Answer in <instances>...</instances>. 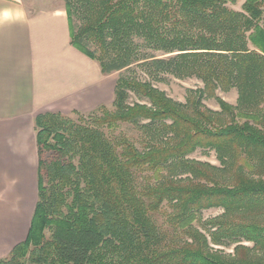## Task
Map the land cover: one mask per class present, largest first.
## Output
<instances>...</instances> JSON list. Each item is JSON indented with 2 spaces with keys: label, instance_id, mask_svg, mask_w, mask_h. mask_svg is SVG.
<instances>
[{
  "label": "trees",
  "instance_id": "obj_1",
  "mask_svg": "<svg viewBox=\"0 0 264 264\" xmlns=\"http://www.w3.org/2000/svg\"><path fill=\"white\" fill-rule=\"evenodd\" d=\"M64 1L71 44L104 75L138 65L150 80L198 78L204 89L182 104L120 75L112 110L37 116V202L26 240L0 264H264L254 255L264 253V0L241 10L228 6L240 0ZM220 86L237 89L236 107L202 103ZM131 93L150 106L130 105ZM123 125L138 134H117ZM199 148L222 168L189 159ZM214 207L225 213L210 222L213 244L252 249L213 251L193 222Z\"/></svg>",
  "mask_w": 264,
  "mask_h": 264
},
{
  "label": "crops",
  "instance_id": "obj_2",
  "mask_svg": "<svg viewBox=\"0 0 264 264\" xmlns=\"http://www.w3.org/2000/svg\"><path fill=\"white\" fill-rule=\"evenodd\" d=\"M115 89L112 75L71 44L63 1L0 0V195L9 202L0 204V258L29 232L37 116L90 113L112 105Z\"/></svg>",
  "mask_w": 264,
  "mask_h": 264
},
{
  "label": "rangeland",
  "instance_id": "obj_3",
  "mask_svg": "<svg viewBox=\"0 0 264 264\" xmlns=\"http://www.w3.org/2000/svg\"><path fill=\"white\" fill-rule=\"evenodd\" d=\"M63 1V4L65 5V1ZM245 0H240L236 5L228 4V6L232 9L235 10H241L242 5ZM74 23L77 26L79 23L76 19H74ZM137 43L141 46L142 52L145 53V55H157L159 57H162L160 52H154L151 51L150 49L144 47L143 41L141 39L136 40ZM112 75V78L117 81L120 75H126V76H133L137 77L138 79L142 81H151L153 86L167 94V96L171 99H173L176 102L185 104L186 99H187V91L188 90H198V89H204V83L198 78H187V79H177L171 75H167L163 81H153L150 80V78L142 71V69L138 65H134L130 67L129 69H124L120 72H115ZM238 91L236 88H228L225 89L222 86L218 87L212 94H208V96L202 101V103L208 107L209 109L213 111H220V106H219V101L218 99L224 100L227 104L236 107L238 105ZM115 100V99H114ZM130 105H134L135 103L139 104H147L148 106L149 103L147 101L140 100L136 95L133 93L130 94V99L128 100ZM113 105V103H112ZM112 105H108L107 107L112 110ZM106 106V105H104ZM99 108V107H98ZM96 110V109H95ZM94 110V111H95ZM93 112V111H92ZM74 113V112H73ZM91 113V112H90ZM81 114H89V113H81ZM72 118L76 119L77 116L70 114ZM258 129L264 130V126L261 125L260 127L258 126ZM125 132L128 135L136 136L138 134V130L134 126H126L123 125L117 130V134ZM191 160H195L204 164L211 165L215 168H222L221 161L218 159L217 152L213 149L207 148V149H202L199 148L197 149L194 153H192L189 157ZM165 173V172H164ZM214 174L216 176H220L218 172L214 171ZM187 175L181 176V178H186ZM227 178V175H226ZM255 179L259 180L258 177ZM37 200V194L35 201L33 203V207H31V212H30V217H32L33 210L36 204ZM9 202L7 200V196L5 195H0V204L7 205ZM172 212V209L170 205L164 204L162 208V212L158 213L155 215V218L160 224H163L166 222L167 219V214L169 215ZM262 213V209H257V213ZM17 214V210H12L11 212L7 214ZM224 209L221 207H214L210 209H206L201 211L200 214L197 215L195 221L193 222V226L205 236L207 241L210 244V247L213 249V251H217L218 254L220 253L221 255L224 256H230V257H235L236 256V247L237 246H243L247 247L249 249H252L254 247V244L251 242H241V243H234L230 245H215L212 242L211 238V233L216 230V228H213L210 224V222L214 221L215 219L222 218L224 216ZM261 219V220H260ZM259 223L264 225V212L263 215L258 218ZM261 221V222H260ZM26 240V239H25ZM257 258H264V253L263 252H254Z\"/></svg>",
  "mask_w": 264,
  "mask_h": 264
},
{
  "label": "bare ground",
  "instance_id": "obj_4",
  "mask_svg": "<svg viewBox=\"0 0 264 264\" xmlns=\"http://www.w3.org/2000/svg\"><path fill=\"white\" fill-rule=\"evenodd\" d=\"M29 205V204H28Z\"/></svg>",
  "mask_w": 264,
  "mask_h": 264
}]
</instances>
